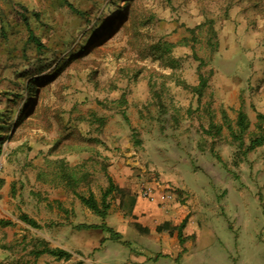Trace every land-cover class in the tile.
Returning <instances> with one entry per match:
<instances>
[{"label":"rangeland","instance_id":"1","mask_svg":"<svg viewBox=\"0 0 264 264\" xmlns=\"http://www.w3.org/2000/svg\"><path fill=\"white\" fill-rule=\"evenodd\" d=\"M208 19L216 33L213 52L206 47L207 24L198 27ZM29 28L41 46L29 40ZM165 41L174 44L169 52L158 48ZM259 84H264V0H0V264H116L103 251L104 238L96 241L92 229L77 227L98 218L75 193H92L100 202L111 155L141 146L140 129L152 127L174 133L183 148L196 139L205 152L194 155L195 161L217 177L221 166L234 178L241 167L247 172L250 161L242 163L230 117L239 110L256 112ZM233 95L239 109L222 102ZM258 113L242 133L243 143L257 132ZM218 117L230 121L216 123ZM45 157L81 168L85 178L72 187L42 182L38 173ZM196 176L207 182L201 169ZM204 187L216 196L208 205L214 216L210 221L196 216L188 259L264 264L261 246L254 248L264 237L238 221L236 206L221 199L225 190ZM108 197L107 215H121L116 194ZM257 210L262 214L264 204ZM21 214L40 226L25 223ZM224 214L233 216L229 226ZM154 240L158 243L157 236ZM43 247L69 256L35 253ZM123 248L128 256L130 247Z\"/></svg>","mask_w":264,"mask_h":264},{"label":"crops","instance_id":"2","mask_svg":"<svg viewBox=\"0 0 264 264\" xmlns=\"http://www.w3.org/2000/svg\"><path fill=\"white\" fill-rule=\"evenodd\" d=\"M263 88L264 84H259L258 93L253 95L256 112L260 113H264ZM222 102L224 106H233L235 103V108L242 107L240 102L236 103L235 95L224 97ZM256 112H253V115L246 112L250 123L256 122ZM230 118L236 124L237 114ZM217 120L216 123H222L229 120V117H218ZM140 131L142 138L145 139L141 146L134 148V146L126 145L128 148L122 147L118 156L111 155L112 159L108 160L107 180L111 179L114 187L111 193L116 194L121 215L106 214L103 219L96 215L97 221L80 222V224L90 225L105 223L115 232L120 233L121 238L114 240L110 238L108 231L99 227H80V229H92L97 236L96 241H99L101 237L104 238L106 249L103 251H106L108 256H113L116 264H149L150 259L156 264H192L188 259L189 248L192 246V240L189 237L195 234L192 226L197 220L196 216L203 220H211L214 216L211 215L213 211L208 205L213 203L215 195L204 187L207 184L221 188L222 191L225 190L224 197L221 199L229 198L231 204L236 206L238 221L244 225L248 224L249 228L253 227V235L260 234L262 238L264 237V212L260 214L258 210L255 211L256 205L264 204V159L258 160V155L264 158V143L251 150H245L244 145H247L248 141L240 146L242 148L239 154L242 157V163L246 162L247 158L251 162L247 165V172L244 167H241L240 173H237L234 178L229 167L221 166L218 172L220 175L217 177V173L214 174L210 167L195 161L194 155L205 152L197 149L196 139L188 144L191 147L188 149L179 146V139L174 138L172 132L161 133L153 127L145 130L146 132L143 129ZM232 131L236 130L232 129ZM160 140L166 143L162 147L155 143ZM145 143L149 147L146 145L147 148H144ZM98 158L102 159L100 154ZM210 163L213 164L215 161L212 160ZM200 169L208 177L205 180L206 183L200 182L196 176ZM142 186L153 188L155 200L142 199L143 197L139 195ZM167 193H170L171 198L162 205L161 195ZM135 194L139 195V198L135 199ZM196 212H203L204 215H195ZM222 216L226 222L233 217L225 214ZM184 219L185 224L181 230L184 242L180 243L177 232L178 226ZM227 225L229 226L228 222ZM158 227L162 229L158 230ZM147 232L152 237V241L147 238ZM128 233L131 239L125 238ZM133 234H145L146 237L137 238ZM155 236L158 243L154 240ZM125 245L131 249L128 256L124 255L123 246ZM254 248L264 253V244L255 242Z\"/></svg>","mask_w":264,"mask_h":264},{"label":"trees","instance_id":"3","mask_svg":"<svg viewBox=\"0 0 264 264\" xmlns=\"http://www.w3.org/2000/svg\"><path fill=\"white\" fill-rule=\"evenodd\" d=\"M68 6L70 7L71 11L74 13H77L78 15H84L85 11L75 9L70 3H68ZM21 18L25 19V14L21 13ZM27 22V21H26ZM207 24V37H206V47L209 48L211 52H213L217 48V40H216V33L213 29L212 20L208 19L202 24H199L198 27L204 26ZM2 30L4 28L2 27ZM188 31L193 32L194 28L187 29ZM2 37H5V33H2ZM28 38L30 41H33L37 47L41 46V42L37 36L33 33V31L29 28V34ZM174 46L173 43L169 42H163V45L160 47L158 45L159 49L164 50V52H169L171 48ZM200 63L204 64L206 63L205 60H200ZM200 79V85L202 87L205 86V81H203V77L199 75ZM29 87V86H28ZM27 87V88H28ZM25 113V107H23V110L20 111V115ZM258 122H257V132L250 136L249 141L247 145H245V150H251L256 146L262 145L264 143V114L258 113ZM237 130L232 131L234 138L238 139L240 141V145H242V133L248 128L249 121L247 118V115L242 111L239 110L237 112V120H236ZM4 128H7L5 126ZM11 128V127H10ZM1 144V141H0ZM85 178V171H83L81 168L69 165L66 161L63 159H48L45 157L44 159V165L43 168L38 173V179H40L42 182L51 185V186H58L60 184H66L69 187H72L82 181ZM113 184L111 182V179L108 178V186L104 189V191L101 194V200L100 202H97L94 195L90 193L89 195H83L80 193H75L77 198L92 212H94L96 215L100 216L102 219L107 214V209L109 208V202L107 200V197L111 194L113 190ZM133 201L130 203V206L132 207ZM130 207V208H131ZM129 208V209H130ZM20 219L24 221L25 223L29 224L32 227H39L40 225L37 223V221L30 216L26 214H21ZM185 219L180 223L178 226V232L177 236L179 239V242H183L182 233L181 230L184 227ZM78 228L80 227H99L102 230L108 231L110 233V238L114 240H119L121 238L120 233L115 232L112 228L107 226L105 223H101L100 225H90V224H79L77 225ZM161 227H158V230H161ZM36 254H42V253H48L56 257H64L67 258L69 256V252L60 249V248H49V247H43L41 249L35 250Z\"/></svg>","mask_w":264,"mask_h":264},{"label":"built area","instance_id":"4","mask_svg":"<svg viewBox=\"0 0 264 264\" xmlns=\"http://www.w3.org/2000/svg\"><path fill=\"white\" fill-rule=\"evenodd\" d=\"M140 195H141V197L146 198V199H148L150 201H153L156 198V195L154 194V190H153V188L151 186H142V187H140ZM170 198H171L170 193L161 195V199H162L161 203H162V205H164L165 201H167Z\"/></svg>","mask_w":264,"mask_h":264}]
</instances>
